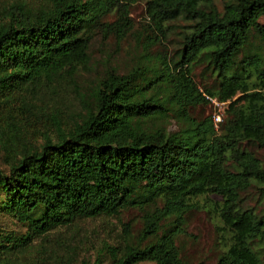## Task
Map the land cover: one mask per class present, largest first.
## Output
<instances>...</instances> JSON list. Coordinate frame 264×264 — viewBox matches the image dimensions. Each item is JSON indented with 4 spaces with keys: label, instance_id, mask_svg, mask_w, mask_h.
Segmentation results:
<instances>
[{
    "label": "trees",
    "instance_id": "obj_1",
    "mask_svg": "<svg viewBox=\"0 0 264 264\" xmlns=\"http://www.w3.org/2000/svg\"><path fill=\"white\" fill-rule=\"evenodd\" d=\"M137 1L47 0L37 9L20 4L3 10L0 110L7 108L10 130L15 108L39 115L37 100H58L64 89H75L95 29L123 37L130 26L127 6ZM220 1L221 10L214 0H146L157 30L177 18L190 23L175 58L156 56L127 74L107 73L80 95L82 109L71 124L54 112L53 132L45 129L38 143L25 138L19 154L9 150L7 168L0 166V207L26 231L0 236V261L11 264L9 257L56 227L159 199L161 206L145 212L138 240L127 242L119 256L111 250L114 264H184L175 245L178 225L192 198L215 194L230 232L217 264H264V214L238 203L240 192L264 183L261 162L244 144L264 147V57L249 48L253 36L264 43V0ZM114 9L117 18L102 22ZM197 65L213 85L201 90L196 84ZM212 98L227 104L216 128L210 114L190 115ZM167 116L182 127L166 131L161 120ZM169 218L173 224L162 229Z\"/></svg>",
    "mask_w": 264,
    "mask_h": 264
},
{
    "label": "rangeland",
    "instance_id": "obj_2",
    "mask_svg": "<svg viewBox=\"0 0 264 264\" xmlns=\"http://www.w3.org/2000/svg\"><path fill=\"white\" fill-rule=\"evenodd\" d=\"M222 9V2L214 0ZM47 0H0V20H5L3 10L10 5L23 4L37 9ZM127 0H118V5ZM129 28L123 37H118L105 27H98L89 43V62L78 69L74 76L75 89H64L58 100H37L43 113L33 115L26 110L15 108L11 115L13 127L6 125L7 108L0 110V166L6 169L11 153L21 151L25 146V138L38 143L42 141L45 129L53 132L51 114L57 112L65 126L71 124L82 109L80 95H88L97 81L107 73L127 74L133 67H147L156 61V56L164 60H173L181 47L183 35L190 23L177 18L164 23L162 31L157 30L151 22L146 9V0H139L127 6ZM117 18L115 9L102 18V22H113ZM260 23L264 19L259 20ZM250 50L264 57V43L257 36L249 39ZM192 76L196 84L213 85V79L207 74L203 65L193 68ZM197 105L190 109V115L202 119L207 115H225L226 102H214ZM38 108V107H37ZM161 124L168 132L178 131L183 123L177 118L167 116ZM259 159L264 168V147L244 143ZM11 151V153L9 152ZM2 194L0 193V201ZM192 205L178 225L174 238L180 259L184 264H217L221 253L230 242V232L223 226L219 216L221 199L215 194H206L191 199ZM239 205L242 209H252L258 214H264V183H255L239 194ZM153 206H161L157 199L145 208L128 207L117 216H100L82 219L70 225L56 227L48 231L44 237L34 238L20 252L8 258L11 264H114L111 250L116 249V255L121 252L127 242L138 240L143 226L144 214ZM173 224L172 218L163 221L162 229ZM26 231V225L19 222L13 215L0 207V236L12 235L20 237ZM160 234V232H159ZM152 237L142 245L153 241ZM6 243V242H5ZM0 264H9L0 261ZM137 264H155L142 261Z\"/></svg>",
    "mask_w": 264,
    "mask_h": 264
},
{
    "label": "built area",
    "instance_id": "obj_3",
    "mask_svg": "<svg viewBox=\"0 0 264 264\" xmlns=\"http://www.w3.org/2000/svg\"><path fill=\"white\" fill-rule=\"evenodd\" d=\"M213 101L216 102V100H213ZM212 120H213L214 127L216 128L218 126V123L221 121L220 114H214L212 116Z\"/></svg>",
    "mask_w": 264,
    "mask_h": 264
}]
</instances>
